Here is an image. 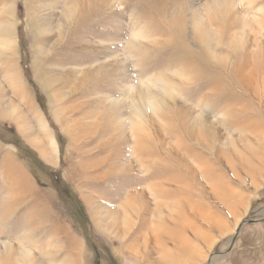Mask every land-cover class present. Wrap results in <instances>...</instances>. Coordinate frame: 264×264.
<instances>
[{
  "label": "rangeland",
  "instance_id": "1",
  "mask_svg": "<svg viewBox=\"0 0 264 264\" xmlns=\"http://www.w3.org/2000/svg\"><path fill=\"white\" fill-rule=\"evenodd\" d=\"M260 129L264 0H0V264H264V175L237 157ZM180 177L146 229L121 213ZM148 229L189 247L154 252Z\"/></svg>",
  "mask_w": 264,
  "mask_h": 264
},
{
  "label": "bare ground",
  "instance_id": "2",
  "mask_svg": "<svg viewBox=\"0 0 264 264\" xmlns=\"http://www.w3.org/2000/svg\"><path fill=\"white\" fill-rule=\"evenodd\" d=\"M250 91L252 92V90H250ZM169 93H170V91H169ZM255 94L257 95V93H254L253 95H255ZM173 95H174L173 93L172 94L170 93V96H173ZM175 101L176 100H173V98H170L171 103H175ZM177 108L180 109L179 110V116H180V126H181L182 130L189 133L191 140L196 139V140H198L197 143L202 145V139H203L204 135L200 134V133H196V134L192 133L191 128H193V127L188 125V123H189L188 119L193 114V111L189 110L187 108H184V106H178L177 105ZM152 125L153 126L155 125V127H158L157 128V130H158L157 139L160 142V144L165 145L166 143H168V136L164 131L165 128L156 122H154ZM245 127L250 133L249 136L252 137L253 135H251V134L255 130L251 126H246V125L237 126L238 131H241V132L242 131L244 132V130H246ZM137 132L135 133L136 136L138 135ZM263 132H264V129L263 130L260 129V131L257 132V134H258L257 138H258V140L260 139L259 141L264 140V138L262 136V135H264ZM255 134H256V131H255ZM144 138H146V137H143L142 139L137 137V144H138V141H139V143H141ZM248 142L251 143L250 140ZM254 143H255V141H254ZM45 148L46 147H44V144L42 146L40 145V150H41V153H42L44 158L46 156L48 157V153H47ZM147 155H149V156H146V157H148L150 159V158H152V156H156V153H153V152L150 153L149 152ZM237 157L239 159L238 162L240 161L239 163H241V166L244 169V171L248 170V168H252L255 171L258 170V172L256 171L257 172L256 176L264 175V151H260V152H255L253 150L252 151H241V152H237ZM242 157H243V159H242ZM107 160L108 159H105V161H107ZM104 162H102V163H104ZM194 163H195V161L192 160L191 162L186 163L184 165V167H185V170L187 171V173H189V175L191 176V178L194 181H196V179L201 176L202 171L200 170L199 167H194V165H193ZM256 164L259 166L258 168H257ZM261 166H263L262 170L260 169V168H262ZM188 186H189L188 183L183 182L182 177H180L179 179H177L175 181H165L164 184H161V183L159 185L152 184V186H150V188L144 189V190L140 191L139 193H135L133 195H130L127 199L128 200L127 203L123 207L124 210H122L121 213L131 212L133 208L142 209L143 212L145 213L142 216H143V221L145 224L144 228L146 229V225L152 221L151 218H148L149 214L151 212H155L156 210L166 211L167 209H169L171 207V205L174 204V202L176 201V196H179V197L184 196L183 193H181V192L178 193V189L184 190V189H187ZM164 189H168V190L165 192ZM154 198H157L159 200V202L155 201ZM179 203H183V200L180 201ZM187 203H189V202H187ZM175 206H173V207H175ZM187 206H188V208H191V210H193V211L195 210V211H198L200 213L199 207H195L196 209H194V207L192 208V206H195V205L189 206L187 204ZM204 217H205L204 222L206 220H209L207 216L204 215ZM183 218H184V215L182 214V219ZM168 219L170 221L171 217H168ZM185 220H187V222H189V220L187 218H185ZM216 220L217 219H213L211 221H216ZM204 222L202 221L201 224H203ZM183 224H185V223H183ZM214 225H215V227L218 228L217 232L224 230V226L221 223H219L218 220L216 223H214ZM125 227L126 226L123 227V225L121 223L118 224V230L119 231L125 232L127 229ZM192 230H193V228H192ZM148 231H150V233L152 232L150 229H148ZM175 233H177L178 236H176L175 234H174V236H172V234H171V235H168L169 238H166L165 236H167V235L165 233L153 232V233H151V236L147 237V241H151L150 239L155 240L157 238V240H156L157 246H156V249L154 250V252L155 251H161V250L164 251L168 247H173V244L175 246H176V244H178L179 250H181V249L187 250L189 247L187 245V242H189V241L181 235V232H175ZM182 233L184 234V232H182ZM195 233L200 235L202 232L197 231ZM145 239H146L145 237H142L138 241L140 242L141 240H143V242H144ZM166 257H169V259L174 260V259H172L171 254L164 253L163 254V260H162L164 264H165L164 259ZM163 263L161 261L158 262V264H163Z\"/></svg>",
  "mask_w": 264,
  "mask_h": 264
}]
</instances>
